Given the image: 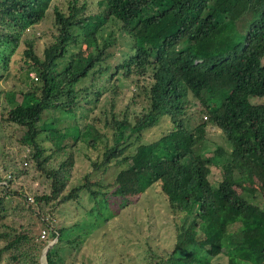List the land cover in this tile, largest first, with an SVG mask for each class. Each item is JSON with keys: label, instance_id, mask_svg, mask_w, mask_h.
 Segmentation results:
<instances>
[{"label": "trees", "instance_id": "1", "mask_svg": "<svg viewBox=\"0 0 264 264\" xmlns=\"http://www.w3.org/2000/svg\"><path fill=\"white\" fill-rule=\"evenodd\" d=\"M64 2L67 12L62 14L52 0H0V78L10 70L9 58L20 40L25 44L23 65L38 75L25 91L2 95L0 124L17 125V139L34 148L32 162L43 177L31 200L24 197L11 205L13 223H4V200L19 195L8 182L23 170L14 162L0 166V254L6 252L5 264H41V251L44 264H66L65 250L79 246L82 232L90 228L71 234L81 221L66 226L54 220L59 205L83 191L92 200L88 211L97 218L105 212L106 219L154 183L175 214L178 241L164 255L149 245L140 264H210L222 247L231 264H264V203L243 194L249 185L264 200V101H250L264 98V0H97L93 8L86 0ZM48 12L54 39L38 52L34 40L21 35L45 22ZM110 20H117L126 34L127 50L105 73L92 68L95 60L104 61L115 41L108 36L96 47V33ZM74 27L81 30L76 42L88 40L92 50L78 56L79 64L66 74V68L55 69L54 50L70 39ZM123 69L151 80L142 86L144 99L130 114L114 108ZM105 95H110L109 112L92 113L87 104L96 105ZM44 110L56 116L36 125ZM68 113L77 115L74 142H101V160L93 164L104 170L111 162L107 178L91 181L84 172L72 181L73 154L57 166L47 163L50 153L44 154L35 137L43 132L51 140L57 133L53 150L61 149L67 129L59 132L53 123ZM100 121L110 127L109 138L97 127ZM155 127L160 130L145 139V129ZM210 127L221 132L213 147L200 143ZM5 134L4 128V139ZM210 166L219 172L214 182L207 178ZM44 212L47 220L40 218ZM88 221L95 224V218ZM36 223L45 228V238L36 237ZM188 231L192 237L179 243Z\"/></svg>", "mask_w": 264, "mask_h": 264}, {"label": "rangeland", "instance_id": "2", "mask_svg": "<svg viewBox=\"0 0 264 264\" xmlns=\"http://www.w3.org/2000/svg\"><path fill=\"white\" fill-rule=\"evenodd\" d=\"M86 1L87 5L90 8H93L97 0ZM52 3L60 6V10H65L64 0H52ZM47 17L48 19L45 22L38 23L35 29L31 27L21 35V38L24 36H26L25 39L32 38L38 52L41 51L47 40L52 41L54 39V29L52 24H49L52 14L48 12ZM108 36L114 37L115 41L109 45L108 52L110 54L104 59L100 66H97L105 73L111 72L112 65L118 62L121 59V54L127 50V45L122 41V38H124L126 34L121 30L117 20L106 22L103 29L96 33L97 45H100L103 39ZM86 45L87 41L85 40L81 44L72 46L71 51L78 52L82 49L79 52V56H83L88 49L92 50V47H85ZM24 47L25 44L23 45V42L20 40L18 45L12 49L14 51L9 58L10 70L0 78V102L3 94L9 96L10 92H16L17 90L25 91L27 89L29 77L25 75V66L22 63V51ZM124 48L125 50H123ZM69 58L70 54H65L59 59L55 69L58 70L63 66V68H66V74H69L71 68H75L79 64L74 60L67 62ZM261 62L264 64V54L261 58ZM113 74L114 73L111 75ZM118 76L120 77L117 82L119 84L120 92L113 93L115 96L114 108L115 110L120 111L127 109L129 114L133 113L138 104L144 99L145 91L142 90V86L147 87L151 80L149 78H143L142 75H135L131 71H127V69H123V71L121 70ZM89 77L90 75L86 78L88 79ZM102 77H104V75ZM208 80H211V78H208ZM109 81L112 83V78ZM109 99L110 95H105L97 100L96 105H91L89 103L87 105L92 108V113L101 115L100 111L102 109L109 112ZM250 101L261 102L264 101V98L252 97L250 98ZM192 109L193 107L190 111ZM1 110L4 109L0 104V111ZM88 114L90 115L91 112H88ZM50 116H56L55 111H42L40 120L35 124L37 125L41 121L43 124H46ZM62 118L63 119L57 123L55 121L53 126L56 127L59 132H64L67 129V134L62 137L59 142L64 144L63 148L53 150L54 145L59 139L57 133L51 135V140H48L46 136L41 139L43 132L37 136L39 143L44 146V154L50 153L47 163L53 167L57 166L60 160L67 157L69 154H73V167L70 172V178L72 181L75 176L81 175L84 172H89V180L91 181L99 180V178L102 177L107 178L113 170V166H111L112 163L110 162L104 170H100V167H96L93 164V162L101 160V142L97 140L95 145H85L80 141L74 142L73 137L71 136V129L77 126V115L68 113ZM78 121H81V118H78ZM7 125L9 128L8 126L0 124V166L1 164L7 165L10 162H14L15 165L16 163L20 165L23 154L27 152V147L22 146L17 139V125L12 121L7 122ZM96 125L106 133L108 138L110 137L111 129L108 126L104 127L103 121L97 122ZM4 128L6 129L5 139L3 138ZM154 129H145L146 132L144 133V138L148 139L154 135L156 131L160 130V127H155ZM220 136V130L210 127L209 133L203 140L204 142L200 143L213 147L215 143L219 142ZM87 139L88 138H85L84 140ZM210 153V150L206 152V154ZM21 170L23 171L17 175L14 173V176L8 182V187L19 192V195H11L4 200L6 212L4 223H13L11 205L17 201L23 200V195L25 193L32 195V189L39 185V177L43 178L39 170L33 165L32 161L30 162V165L24 169L21 168ZM207 178L211 182L217 180L219 178L218 170L210 166ZM79 194L80 195H78L77 199H71L59 205L57 209H55V215L53 217L54 220L56 219L57 222H62V224H65L66 226L73 223L75 220L81 221V224L78 227L71 228V234H73L75 230H80L82 227L90 228V230L82 232L84 237L81 239L79 246L71 245L69 247L71 249L67 251L65 250L66 264L71 262H83V264H140L148 247L151 246L155 252L164 255L167 254L172 249L175 242L177 243L178 241V237L175 235L174 226L177 219L175 218V214L169 210L165 196L157 183L148 186L143 193L137 195L135 197V202L120 208L115 214L108 215L106 219L104 217L105 212L102 217L99 216L98 218L94 213H90L88 208L92 203V200L89 199L87 194L83 191ZM243 194L248 200H251V202H256L258 204L264 203L263 198L260 197L255 189L252 188L250 190L249 185L247 186V189L244 190ZM80 204H82L84 208H81ZM40 216L47 218V213L44 212ZM93 218H95V224L88 225V220H92ZM82 222L85 223L82 224ZM38 227L37 223L33 226L35 235ZM1 228L2 226H0V229ZM190 232L188 231L183 234L179 243L187 238L190 239L192 237H190ZM46 234L43 238L46 237ZM52 240L53 238L48 240V243ZM212 256L210 264H231V258L226 253L225 247H222L219 252H215ZM38 259L41 264L45 263L42 251L38 256ZM6 260V252H2L0 254V264H5ZM235 262L237 263L236 256Z\"/></svg>", "mask_w": 264, "mask_h": 264}, {"label": "clouds", "instance_id": "3", "mask_svg": "<svg viewBox=\"0 0 264 264\" xmlns=\"http://www.w3.org/2000/svg\"><path fill=\"white\" fill-rule=\"evenodd\" d=\"M62 11V14H64V13H66L67 12V10H66V8H65V10H61ZM75 28V30H76V32L75 33H72V36L70 37V39H68L66 42H65V44H63L62 45V47H60L58 50H54V54H55V63H56V66H57V63L59 62V59L60 58H62L65 54H67V53H69L70 54V58H69V60L67 61V62H70L71 60H74V61H76V62H78L79 63V61L77 60V57L79 56V52L82 50H80V51H71V47L72 46H75V45H77V44H81V42L80 41H78V42H76V39H77V35L80 33V28L79 27H74ZM87 41V45L85 46V47H87V46H89L88 45V40H86ZM97 44V43H96ZM109 45H111V43H109ZM96 47L97 48H100L101 47V44L100 45H96ZM90 54V49H88L85 53H84V55H89ZM110 53L107 51L105 54H104V58H106L108 55H109ZM83 55V56H84ZM82 57V56H81ZM94 68H92V69H95L97 66H100L101 64H100V62H99V60H95L94 61ZM40 68V67H39ZM62 69H64L63 68V66L60 68V69H58V70H60V71H62ZM24 72H25V75L27 76V77H29V81H35L36 79H37V77H38V75H37V72H36V70L32 67V66H27V67H25L24 68ZM29 72H33L34 73V75H35V79L34 78H32V77H30V75H29ZM72 114V113H71ZM203 117H205V115H202ZM72 119H74V118H72ZM38 125V124H37ZM38 127V126H37ZM36 127V128H37ZM105 127V126H104ZM39 134H41V133H38L37 135H36V137H35V139L37 140V136L39 135ZM66 135V134H65ZM41 139H43V136H41ZM38 141V140H37ZM60 142V141H59ZM21 145L22 146H26L27 148H26V151L27 152H25L24 154H23V156H22V161H21V164L19 165V164H17L16 163V165H17V167H19V168H26L28 165H30V162L32 161V156H31V153H33V151H34V148L30 145V144H28V143H26V142H22L21 143ZM59 145H61V148H63V146H64V144H61V143H59ZM59 150V149H58ZM24 197H25V199H28V200H31L32 199V197H31V195L30 194H27V193H25V195H24ZM40 218L42 219V220H47V218H43L42 216H40ZM41 233H42V235H41ZM44 234H45V228L44 227H41V226H39L38 227V229H37V233H36V237H43L44 236Z\"/></svg>", "mask_w": 264, "mask_h": 264}, {"label": "built area", "instance_id": "4", "mask_svg": "<svg viewBox=\"0 0 264 264\" xmlns=\"http://www.w3.org/2000/svg\"><path fill=\"white\" fill-rule=\"evenodd\" d=\"M29 75H30V77H32V78H34V79H35V75H34V73H33V72H29ZM41 235H42V233H41Z\"/></svg>", "mask_w": 264, "mask_h": 264}, {"label": "water", "instance_id": "5", "mask_svg": "<svg viewBox=\"0 0 264 264\" xmlns=\"http://www.w3.org/2000/svg\"><path fill=\"white\" fill-rule=\"evenodd\" d=\"M44 253V252H43Z\"/></svg>", "mask_w": 264, "mask_h": 264}]
</instances>
